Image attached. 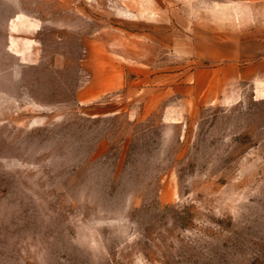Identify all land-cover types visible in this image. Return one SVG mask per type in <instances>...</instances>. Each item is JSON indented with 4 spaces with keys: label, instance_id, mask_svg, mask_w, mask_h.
<instances>
[{
    "label": "rangeland",
    "instance_id": "rangeland-1",
    "mask_svg": "<svg viewBox=\"0 0 264 264\" xmlns=\"http://www.w3.org/2000/svg\"><path fill=\"white\" fill-rule=\"evenodd\" d=\"M240 25L238 0H0V264H264V84L214 86Z\"/></svg>",
    "mask_w": 264,
    "mask_h": 264
},
{
    "label": "crops",
    "instance_id": "crops-1",
    "mask_svg": "<svg viewBox=\"0 0 264 264\" xmlns=\"http://www.w3.org/2000/svg\"><path fill=\"white\" fill-rule=\"evenodd\" d=\"M238 3L241 10L238 40H231L224 34L214 37L211 43L215 48L214 55H240L241 60L249 63L214 83L221 89L229 88L234 78L250 82L255 88L264 84V0H238Z\"/></svg>",
    "mask_w": 264,
    "mask_h": 264
}]
</instances>
